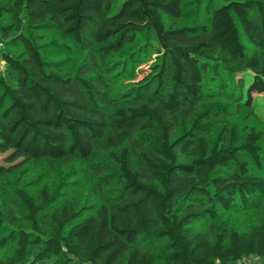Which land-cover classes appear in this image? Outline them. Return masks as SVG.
Segmentation results:
<instances>
[{"label":"trees","instance_id":"trees-1","mask_svg":"<svg viewBox=\"0 0 264 264\" xmlns=\"http://www.w3.org/2000/svg\"><path fill=\"white\" fill-rule=\"evenodd\" d=\"M0 1V44L14 48L2 53L0 150L10 151V160L54 163L118 149L123 177L111 199L54 210L47 237L39 218L56 195L46 188L38 201L20 189L33 231L1 236L0 216V253L16 244L0 264L43 261L48 253L62 256L59 264H158L140 244L143 234L167 240L161 264H242L246 257L264 264V223L238 230L222 221L212 227L214 238L193 226L217 220L219 206L253 210L264 201L262 132L251 128L242 139L234 126L214 143L194 130L172 140L180 109L216 91L239 95L249 76L247 103L264 92V0H208L204 19L192 25L178 24L186 0ZM51 32L87 51L76 71L52 58L74 50L49 40ZM131 46L142 48L128 62L109 59ZM152 52L156 62L144 68ZM119 79L131 83L126 91L114 90ZM183 152L192 159L182 162Z\"/></svg>","mask_w":264,"mask_h":264},{"label":"rangeland","instance_id":"rangeland-1","mask_svg":"<svg viewBox=\"0 0 264 264\" xmlns=\"http://www.w3.org/2000/svg\"><path fill=\"white\" fill-rule=\"evenodd\" d=\"M123 1L120 0L119 3ZM207 1L186 0L184 5L185 15L178 24L192 25L197 16L201 17L200 19H204ZM215 1L220 2L221 0ZM3 2L0 1V5ZM53 39L60 44H70L74 52L55 53L52 55V58L57 62H63L61 64L63 70L76 71L85 62L87 51L80 46H76L70 37H65L58 32L49 33V40ZM243 41L248 52L252 53L254 50L253 46L244 32ZM141 48L131 46L122 53L110 55L109 59L120 62L127 61L132 55L137 54ZM13 50V47L0 44L1 72L6 68V63L2 58L3 51L12 52ZM155 62L156 54L152 52L150 59L143 66L145 68L147 67L146 65ZM122 72L123 69L120 68L118 73H115L116 77L118 78ZM249 77L244 80L245 85L243 87L239 86V95L234 94L231 96L225 92L219 93V91H216L213 96L203 100L194 109H180L175 114V127L172 131V140H176L181 135L194 130L199 131V133L214 143L221 131L224 129L228 131L235 126L239 129L238 132L242 139L245 138L251 128L260 130L263 135L262 146L264 148V92L254 94L252 104L249 105L247 103V89L251 81ZM128 82L125 79H119L114 85V90L126 91L131 85ZM194 121H197L199 124L197 128H194ZM148 144L150 142L145 143L146 146H149ZM150 146L153 145L150 144ZM118 154V149L98 148L88 159L51 163L48 161L27 162L22 158L10 160V151L0 150V216L5 220V227L1 236L8 235L15 230L33 231L28 216V209L18 193L20 189L27 190L38 201L42 200L41 191L43 189L47 188L52 194L56 195L55 202L49 208L42 211L39 218L45 237L50 235V215L57 208L71 204L76 207V210H79L82 207L89 206L94 201L101 202L120 194L123 186V177L118 161L115 158V155ZM191 159L192 156H190L189 152L180 153V160L182 162H188ZM132 161L134 166L140 167L141 163L138 155H134ZM1 169H4L6 172L1 174ZM254 170L257 171L255 168ZM258 173L263 174L264 171H258ZM200 202L206 203L207 200L202 199ZM219 213L220 216L217 220H211L208 217L195 220L193 222L194 228L209 232L214 238L212 227L218 226L222 221H227L230 226L238 230L262 225L264 223V201H262L258 208L253 210L236 206L231 211H226L223 207L219 206ZM139 242L143 247L155 253L158 256V264H161V254L167 251L168 248L167 240L165 238H158L155 235L143 234L140 235ZM15 247V242L10 243L0 255L6 257L13 254ZM42 251L43 247L40 246L36 249L35 253L38 255ZM60 258L63 257L54 253H48L45 255L43 261H36L33 256L28 258L26 263L23 264H59L58 260ZM254 258L257 263V258Z\"/></svg>","mask_w":264,"mask_h":264},{"label":"built area","instance_id":"built-area-1","mask_svg":"<svg viewBox=\"0 0 264 264\" xmlns=\"http://www.w3.org/2000/svg\"><path fill=\"white\" fill-rule=\"evenodd\" d=\"M254 259V257H246L243 259L242 264H258Z\"/></svg>","mask_w":264,"mask_h":264}]
</instances>
